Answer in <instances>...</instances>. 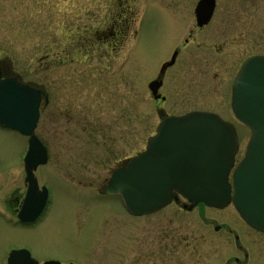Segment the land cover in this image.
<instances>
[{"label":"rangeland","instance_id":"rangeland-1","mask_svg":"<svg viewBox=\"0 0 264 264\" xmlns=\"http://www.w3.org/2000/svg\"><path fill=\"white\" fill-rule=\"evenodd\" d=\"M197 1L0 0L3 66L48 96L34 134L50 163L35 175L51 193L34 229L0 224V246L31 245L57 257L81 247L123 249L105 255L109 263L129 262L136 251L142 263L236 264L237 257L239 264H264V233L232 204L216 209L172 200L134 217L116 195L101 194L109 173L144 150L160 121L157 109L217 113L240 132L236 161L244 154L250 130L231 111L230 78L244 57L264 55V0H217L196 43L184 45ZM124 18L131 26L127 40L115 51L100 44L98 30ZM178 45L183 51L160 89L167 101L158 102L147 85ZM25 143L16 131H0L3 180Z\"/></svg>","mask_w":264,"mask_h":264},{"label":"water","instance_id":"water-1","mask_svg":"<svg viewBox=\"0 0 264 264\" xmlns=\"http://www.w3.org/2000/svg\"><path fill=\"white\" fill-rule=\"evenodd\" d=\"M215 0H199L194 9L196 25H206ZM148 83L154 99L166 67ZM41 91L16 78L0 80V126L28 137L24 157L27 191L18 218L34 219L47 201V190L38 191L33 171L47 160L46 148L34 134L39 119ZM231 108L237 120L251 130L244 157L233 169L238 137L234 126L212 112L191 111L165 116L149 136L144 151L115 169L103 189L104 195H118L123 207L134 216L151 214L167 206L173 192L189 203H204L222 209L233 205L252 228L264 232V56L247 58L231 86ZM26 251H11L13 254ZM10 264L12 261L10 259ZM48 261L45 264H55Z\"/></svg>","mask_w":264,"mask_h":264},{"label":"flooded vegetation","instance_id":"flooded-vegetation-1","mask_svg":"<svg viewBox=\"0 0 264 264\" xmlns=\"http://www.w3.org/2000/svg\"><path fill=\"white\" fill-rule=\"evenodd\" d=\"M216 1L217 0H215V5H216ZM120 20L116 19V20H114L113 23H110V26H106L105 28H102V29L100 28L98 30L100 32L96 31L97 32L96 38L101 42L100 44H103V45L109 44L111 49L114 48L113 49L114 51L117 49V47L121 46L127 40L128 32L131 29V26H128L129 22L126 18H124V20H121V21ZM204 27L205 26L199 27V26H196L195 24H194V26H190V28H188V32H187L186 36L183 38L184 45H188V44H191L193 42L196 43V41H197L196 38L198 36V33H200L201 29ZM136 34H137V32L135 31L134 36ZM93 40H96V39H92V41ZM175 51L177 52V54L175 56L173 64L166 67L164 70L163 77H162V85L159 88V93L161 96H160V98L156 99V101H158V102L159 101H162V102L167 101V96L164 93H161L160 89L162 87H165L167 71L169 70V68H171L175 65L177 57L179 56V54L182 53L183 49H181L179 47V45L174 46L171 50L170 57L168 59L165 58V61H164L165 63L171 59V56ZM252 55H259V54L247 55L239 63L238 68L246 58H248L249 56H252ZM56 61H57V56H56V59H55L53 65L56 64ZM238 68L232 74V77L230 78L231 80L229 79L230 80V86H229L230 87L229 88L230 89L229 90L230 97H231V83H232V80H233L235 73L238 70ZM156 77H157V75H156ZM7 78H16L20 82L28 83V82H24V81L20 80L21 78H19L18 76L11 75L10 71H8V70H6V68H4L3 61L0 57V80H4ZM29 85L31 87L39 89L41 91V103L39 106V118H40L42 106L47 104L48 96H47V93L45 92L44 89L39 88V87L34 86V85H31V84H29ZM49 97H50V95H49ZM226 103L227 102H225V104ZM51 104L54 105V101L52 99H51ZM193 110L210 111L209 109H205V108H203V109L198 108V109H193ZM66 114H68V112ZM2 130H9V129L3 128L2 126H0V131H2ZM24 139H25V141H27V137H24ZM24 148H25L24 151H22V153H20V155L18 157V160H19V163H17L18 166L16 165V167L14 169H10L4 180H3V178H4L5 172H3L4 170L2 168H0V224H2L3 227L5 225L6 226L5 228L13 229L17 226H20V228H24V229H34L35 227H37L41 223V220L43 219V216H44V214H45V212L49 206L48 204L50 203V194L51 193H50L48 186L46 184L40 185V186L38 185V191L39 192L41 191V187L45 186L47 188V201H46V204H45L43 211L41 212V214L39 216H37L34 219L27 218L28 216L26 217V219L24 218L23 220L18 218V215L22 209L23 200L25 198L26 191H27V182L25 180L26 174H25V167H24L25 166L24 157H25L26 149H27L26 143L24 145ZM238 150H239V148H238ZM46 154H47V160H46V163L44 164V166H46L47 163H50V154L48 153L47 148H46ZM4 166L6 169L7 165H4ZM39 166H41V168L43 167V165H39ZM37 168L33 171V174H34V177L36 178V180H37V177L35 175V171L37 170ZM112 171L109 173L108 178L110 177ZM108 178L106 179L105 182H107ZM14 181H17V184H15V186H13ZM37 184H38V180H37ZM105 185H106V183H105ZM183 200L185 201V199H183L181 196L173 193V201L174 202L180 203V202H184ZM185 207L186 206L184 205L183 208H185ZM237 237L238 236L236 235V238ZM35 249L36 248L32 247L31 245L26 246L24 244L20 245V246H12V245L8 246V247L0 246V264H10L9 263L10 259L12 261V264H45L48 261H57V263H55V264H153V263L138 262V259H140L142 257V255H139L136 251H132L130 253L131 257H130L129 262H121V261L116 262V263L105 262L107 260L105 255H108V254H124L122 252L123 249H120V248L111 249V248H103V247H81V248H75L74 252H72L70 256H61V257L53 256V255H50L48 253L47 254H45V253L39 254V253L35 252ZM19 250L26 251V252L13 254V256L10 257L11 251H19ZM109 251H114V253H111ZM246 255L248 256L247 253H246ZM118 259L119 260H126V258H122V257H118ZM233 259H234V262H236V264H239V259L237 257H234Z\"/></svg>","mask_w":264,"mask_h":264}]
</instances>
